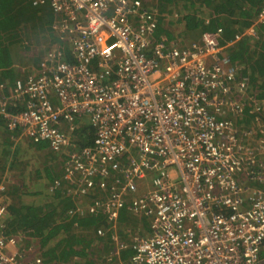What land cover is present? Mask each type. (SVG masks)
Returning a JSON list of instances; mask_svg holds the SVG:
<instances>
[{
	"label": "built area",
	"instance_id": "built-area-1",
	"mask_svg": "<svg viewBox=\"0 0 264 264\" xmlns=\"http://www.w3.org/2000/svg\"><path fill=\"white\" fill-rule=\"evenodd\" d=\"M38 2L59 17L68 59L54 45L11 90L0 84V120L54 152L88 120L93 141L67 154L62 180L72 199L104 197L68 214L97 210L115 224L126 207L151 219L129 244L113 235L118 257L131 250L114 264H264V140L255 138L264 93L230 60L229 43L218 31L185 46L156 37L158 12L138 0ZM262 25L264 4L236 39ZM5 191L0 177V264H42L6 233Z\"/></svg>",
	"mask_w": 264,
	"mask_h": 264
},
{
	"label": "trees",
	"instance_id": "trees-1",
	"mask_svg": "<svg viewBox=\"0 0 264 264\" xmlns=\"http://www.w3.org/2000/svg\"><path fill=\"white\" fill-rule=\"evenodd\" d=\"M33 1L0 0V84L7 86L6 92L22 76L15 61L18 53L28 49L27 40L48 44L58 42L53 26L55 21H60L59 17L55 16L48 3L34 4ZM263 4L264 0H155L152 7L158 12V21L154 35H163L168 41L181 35L182 39H187L186 43L199 39L204 31H218L221 44L229 43L226 52L230 60L241 66L242 74L249 77V86L261 94L264 93V25L257 28L256 36L244 34L239 39L236 36L251 25ZM168 6L169 20L165 25L164 12ZM185 45L188 43L181 41V46ZM62 51L68 59L66 45ZM37 58L38 55L33 58L34 65L38 63ZM258 113L261 123L256 126L258 133L255 138L264 140V112ZM76 122L81 123L82 120L77 119ZM11 135L16 134L0 120L1 169L5 166L13 168L18 156V145L12 147L8 142ZM93 138L94 130L90 124L76 126L72 134L76 149L90 145ZM32 144L38 151L49 150L41 163V170L36 169L40 176L38 181L35 182L34 174L28 176L24 168L22 174H18V182L8 188L10 201L6 233L21 235L23 248L32 244L34 251H39L42 264H111L104 257L114 245L111 234L106 232L99 236L96 233L99 227L108 225L106 216L96 211L84 216L69 215L67 211L75 206L74 200L64 195L63 185L53 190L49 187L53 180L61 179L62 174L52 168L53 165L45 164L53 158L48 143ZM19 161L22 166L24 159ZM60 182L64 184L63 180ZM30 183V187L24 189ZM131 219V212L122 210L118 223L126 225ZM120 254L125 260L131 250L126 248Z\"/></svg>",
	"mask_w": 264,
	"mask_h": 264
},
{
	"label": "rangeland",
	"instance_id": "rangeland-1",
	"mask_svg": "<svg viewBox=\"0 0 264 264\" xmlns=\"http://www.w3.org/2000/svg\"><path fill=\"white\" fill-rule=\"evenodd\" d=\"M141 4L143 5H149V6H153V4L155 3V0H138ZM170 7L168 6L165 9L164 12V16H165V25H167L168 20H169V14L166 11L167 9H169ZM56 16V15H55ZM162 16V15H161ZM179 28V26H178ZM177 37L175 39H172L173 42H175V44L179 45L181 44V41L183 42V44H186L189 42H191L189 40V42L184 43L185 41H187V39H182L181 35H176ZM200 38V37H199ZM198 41V39H195V41ZM28 41V49L24 50L23 52H20L17 54V59L15 61V65L16 67H18L20 69V72L22 74V78L25 77V75H27L28 73L33 71V66L35 63H33V58L35 56L38 55L37 58V62L40 59L41 55L44 53V51L50 46V44L48 43H36L33 42L31 40H27ZM39 51H43L41 54H39ZM32 70V71H31ZM20 79V76L19 78ZM88 124V120L86 118H84L82 120L81 123H79V125H87ZM78 125V126H79ZM5 135V133L2 134V137ZM2 142V141H1ZM9 144L13 147L16 146L17 151L16 154L18 155L15 162H14V166L13 168H8L7 166H5V168L1 169L0 168V177H4L5 178V182H6V191L4 193V195L9 199L8 201H10L9 195H8V188H10V186L12 185V183L14 182H18L17 179L18 178V174H22V170H24V168H26L25 172L26 174L29 176V174H34V179L35 182L38 181V178L40 176L37 175L36 173V169L41 170V163L43 160H45L46 157V153L48 152V149H43V151H38L35 148H33V144L31 142V140H29L28 138L18 134L15 136H10V140L8 141ZM1 144V143H0ZM1 147V146H0ZM35 149V150H33ZM68 150V149H66ZM70 150V149H69ZM51 153L53 154V158L51 159L50 162H47L45 164H49L48 166H52V168H54L56 171H59L62 175H63V162H64V158L66 155V151H59V152H54L51 150ZM35 155H37V158L35 157ZM20 158H23V165L21 166V162L19 161ZM27 160V161H26ZM41 177H43V175H41ZM21 180H23V178H21ZM19 180V182H22ZM148 184V180H142L141 182H139V189L137 191V194H141L142 192L145 191V189L147 188ZM30 184H26L24 186V189H28L30 187ZM34 185V183H33ZM246 196V195H245ZM39 200V199H38ZM34 201V200H33ZM36 201V200H35ZM89 201V200H86ZM151 223V219L148 217L142 216V215H133L132 214V219L131 221L127 222L126 225L122 224L119 225V223L116 225L115 229H111V225H106L104 227H109L110 229L107 231V233L111 234L112 238L113 235L117 232V231H122V237L124 239H126L125 241L128 242L130 240V237L133 234H147V226H150ZM133 224H135L133 226ZM145 224V225H144ZM124 225V226H123ZM116 245L114 244L113 247L109 250L108 254L104 255V257L107 258L108 262H111V264H114L117 262V256L115 253V249H116ZM22 249L24 250H28V247H22ZM36 251V250H35ZM35 253L39 254L40 257V253L39 251H36Z\"/></svg>",
	"mask_w": 264,
	"mask_h": 264
},
{
	"label": "clouds",
	"instance_id": "clouds-1",
	"mask_svg": "<svg viewBox=\"0 0 264 264\" xmlns=\"http://www.w3.org/2000/svg\"><path fill=\"white\" fill-rule=\"evenodd\" d=\"M152 7V6H151ZM55 36L57 37V35L55 34ZM57 39H58V42L57 43H55V44H50V46L44 51V53L49 49V48H51L52 46H54V45H58L59 47H60V49L62 50V48H63V45H66L67 47H68V54H69V46H68V44H67V42L65 41H62V40H60L58 37H57ZM59 40H60V42H59ZM61 43V44H60ZM44 53L41 55V57L44 55ZM41 57H40V59H41ZM39 59V60H40ZM26 76V75H25ZM23 78H25V77H23ZM22 78V76L20 77V79H23ZM18 80V79H17ZM83 120V119H82ZM89 124V123H88ZM78 125H79V123L78 122H74V126H73V130H72V132H70V140H71V147H69V148H67L68 150H66V149H64L65 151H66V155L70 152V151H72V150H74V149H76L75 148V144H74V142L72 141V134H73V131H74V129H75V127L77 126L78 127ZM13 133H15L16 135H18V133H16V132H13ZM32 142V141H31ZM83 148V147H82ZM70 149V150H69ZM63 150V151H64ZM66 158H67V156H66ZM66 158H65V161H64V163H63V175H62V178H63V176H64V169H65V163H66ZM62 178L61 179H59V180H61L62 181ZM55 180H57V179H55ZM55 180H53V182L50 184V188L53 190V189H55V188H58L60 185H63L64 186V188H61L62 189V191H63V193H64V195H66V189L68 188V186H69V184H67V182L66 181H64V184L63 183H59L57 186H54L53 187V183H54V181ZM67 196V195H66ZM89 197H84V198H80L79 200H75V199H72L71 197H70V199H72V200H74V202H75V205L76 204H78V205H81L83 208H85V210L88 208V206H89V204L90 203H92L95 199H97V198H99V197H104V195H102L101 196V193L99 194V192L97 191L95 194H91V195H88ZM9 200V199H8ZM86 200H89V201H86ZM72 208V207H71ZM70 208V209H71ZM122 210H128L126 207H123L120 211H119V215H120V213H121V211ZM128 211H130V210H128ZM90 212V211H89ZM89 212H85L83 215H80V216H84V215H86L87 213H89ZM96 212L97 213H101V214H103V215H105L106 217V220H107V224H108V226L109 225H111V229H115L116 228V225L118 224V221H119V215H118V218H117V220H116V222H115V224H113V222L110 220V218H109V216L106 214V213H103V212H101V211H97L96 210ZM131 212V211H130ZM67 213H68V211H67ZM131 214H133L132 212H131ZM134 215V214H133ZM71 216H73V215H71ZM143 216V215H142ZM144 218H145V216H144ZM148 225H147V231H148ZM109 227H99L98 229H101L102 231H103V235H105V233L110 229ZM97 229V230H98ZM122 231H117L116 233H115V235H117L122 241H124V242H126L125 240L126 239H124L123 237H122V233H121ZM96 233H97V231H96ZM107 234V233H106ZM97 235H99L98 233H97ZM103 235H99V236H103ZM134 235V234H133ZM111 238H112V236H111ZM131 238V237H130ZM112 241L114 242V239L112 238ZM126 243H128L129 244V241L128 242H126ZM114 244H115V242H114ZM130 249V248H129ZM122 251V250H121ZM121 251L119 252V257H118V255L116 254V256H117V261L121 258ZM122 259V258H121Z\"/></svg>",
	"mask_w": 264,
	"mask_h": 264
}]
</instances>
